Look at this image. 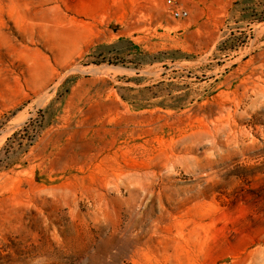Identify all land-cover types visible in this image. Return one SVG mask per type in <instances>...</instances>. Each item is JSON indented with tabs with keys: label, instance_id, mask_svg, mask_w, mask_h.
I'll return each mask as SVG.
<instances>
[{
	"label": "rangeland",
	"instance_id": "1",
	"mask_svg": "<svg viewBox=\"0 0 264 264\" xmlns=\"http://www.w3.org/2000/svg\"><path fill=\"white\" fill-rule=\"evenodd\" d=\"M170 1L0 0V264H264V0Z\"/></svg>",
	"mask_w": 264,
	"mask_h": 264
},
{
	"label": "built area",
	"instance_id": "2",
	"mask_svg": "<svg viewBox=\"0 0 264 264\" xmlns=\"http://www.w3.org/2000/svg\"><path fill=\"white\" fill-rule=\"evenodd\" d=\"M169 3H171L170 0H169ZM172 14L177 19H183V18H186L188 16V12L185 11L184 9H181V8L173 9Z\"/></svg>",
	"mask_w": 264,
	"mask_h": 264
}]
</instances>
